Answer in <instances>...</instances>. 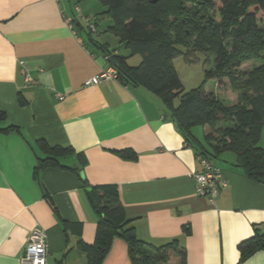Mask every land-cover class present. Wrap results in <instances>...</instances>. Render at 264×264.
<instances>
[{"label": "crops", "instance_id": "crops-1", "mask_svg": "<svg viewBox=\"0 0 264 264\" xmlns=\"http://www.w3.org/2000/svg\"><path fill=\"white\" fill-rule=\"evenodd\" d=\"M76 3L0 0V128L19 127L0 131V264H21L36 227L47 234L50 264H88L79 241L94 242L99 217L86 189L106 184L118 187L138 237L154 246L176 240L186 264H264V249L241 263L238 249L263 231L264 182L225 151L216 160L228 187L214 203L199 196L197 147L163 99L117 79L87 83L113 64L66 22L75 14L83 25L88 16L86 4L72 14ZM197 127L205 144L209 127L202 137ZM40 141L74 150L59 156L65 168L39 165L47 156ZM179 262L170 251L169 264ZM102 264H133L128 243L115 238Z\"/></svg>", "mask_w": 264, "mask_h": 264}, {"label": "trees", "instance_id": "trees-1", "mask_svg": "<svg viewBox=\"0 0 264 264\" xmlns=\"http://www.w3.org/2000/svg\"><path fill=\"white\" fill-rule=\"evenodd\" d=\"M81 1L84 0H78ZM99 1L105 7L103 13L113 20L108 30L119 37L127 53L117 54L107 44L97 43L93 32L77 20L75 29L86 33L88 42L98 47L104 57L113 58L116 79L125 85L144 86L161 97L187 144L197 147V155L216 160L225 151L234 152L242 171L264 182V148L259 145L264 126V0ZM196 53L206 55L204 81L184 91L174 60L182 56L187 63H193ZM135 55H140L141 60L133 65L129 60ZM226 79L236 92L233 103L205 87L209 80L222 86ZM19 100L24 103L22 97ZM5 119V112L0 111V120ZM225 122L231 125H221ZM197 126L209 127L205 144L194 135L193 128ZM13 130L19 127L10 124L0 128L2 132ZM40 143L47 154L39 158L40 166L66 167L58 158L73 152L71 147ZM91 188V202L99 217L96 235L92 244L79 241L88 264H102L117 237L128 243L133 264H169L172 250L178 251L179 264H186V253L176 240L154 246L138 237L116 185ZM238 249L239 263L264 249V231L242 241Z\"/></svg>", "mask_w": 264, "mask_h": 264}, {"label": "built area", "instance_id": "built-area-1", "mask_svg": "<svg viewBox=\"0 0 264 264\" xmlns=\"http://www.w3.org/2000/svg\"><path fill=\"white\" fill-rule=\"evenodd\" d=\"M75 12L80 11V7L75 5ZM66 22L73 28L75 32L76 15L65 16ZM83 21L92 32H98L96 23H92L89 17H84ZM108 56L105 60L109 61ZM117 70L114 66L103 69L99 74L93 76L87 83L98 84L104 80L116 79ZM60 100L65 98L64 95L58 94ZM198 160L201 169L193 173L196 182V193L204 198H207L211 203H214L217 196L228 187V180L223 175L222 167L219 163L208 156L198 155ZM264 231V221L262 223ZM49 249L48 239L45 230L36 227L30 234L26 247L24 248L21 256V264H50L48 261Z\"/></svg>", "mask_w": 264, "mask_h": 264}, {"label": "rangeland", "instance_id": "rangeland-1", "mask_svg": "<svg viewBox=\"0 0 264 264\" xmlns=\"http://www.w3.org/2000/svg\"><path fill=\"white\" fill-rule=\"evenodd\" d=\"M91 1L96 2V4L98 5H90ZM79 3L73 4L72 14L75 13V11H73L75 5L82 7L83 4H86V9L88 10L87 17L91 19L92 23H98V32L92 33L94 41L99 44H107L110 49H116L117 51H121V53L126 52L127 49L123 46L119 37L108 30L109 25L113 24V20L108 15H105L103 13V11L105 10L104 5L99 0H84ZM82 23L85 27H87V24H85L84 22ZM84 34L86 38H88L87 34ZM196 56L197 59L193 63H187L182 56H179L175 59L177 71L183 82L184 91H188L194 87H197L204 81L205 68L208 67V65H204L206 55L202 53H196ZM140 58V55H135V57L130 60V63L136 65L140 62ZM205 87L210 91L216 92L226 102L231 100L232 97L236 95V92L231 88L227 79L224 81L222 86L218 87L215 80H209L206 83ZM221 125L230 126L231 122H225ZM197 128L198 135L202 137L201 135L204 132L203 127L199 126Z\"/></svg>", "mask_w": 264, "mask_h": 264}, {"label": "water", "instance_id": "water-1", "mask_svg": "<svg viewBox=\"0 0 264 264\" xmlns=\"http://www.w3.org/2000/svg\"><path fill=\"white\" fill-rule=\"evenodd\" d=\"M109 61H110L111 64H114V60H113L112 57L109 58ZM80 175H81V176H84V173L81 172ZM86 191H87V194H88L89 198L92 200V198H93V195H92V188H91V187H88V188L86 189Z\"/></svg>", "mask_w": 264, "mask_h": 264}]
</instances>
